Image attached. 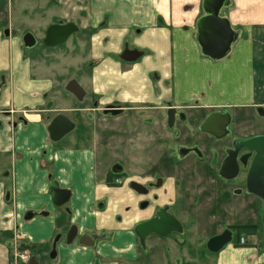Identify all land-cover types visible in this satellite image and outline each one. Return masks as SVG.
Listing matches in <instances>:
<instances>
[{
	"label": "crops",
	"instance_id": "crops-1",
	"mask_svg": "<svg viewBox=\"0 0 264 264\" xmlns=\"http://www.w3.org/2000/svg\"><path fill=\"white\" fill-rule=\"evenodd\" d=\"M92 1L95 13L90 15L91 20L96 27L106 22L107 29L96 37V57L102 60L94 68L91 82L87 83L84 77L80 81L82 86H89L95 96L107 103L116 96L135 105L137 102L151 103L153 76L157 73L161 91L163 76H175L176 90L171 95L178 103H192L199 98L201 107L208 108L218 104L241 109L264 106V0H230L221 15L239 30L240 39L228 56L219 61L202 55L196 41L197 22L204 15L203 0ZM106 35L112 43L104 49L102 43ZM127 42L131 50L143 51L142 62L130 65L113 56H105L107 51L119 53ZM19 66L20 62L16 64L17 68ZM72 66L70 70L75 68L81 73L87 63L76 62ZM27 67L20 66L21 71L18 68L12 97L18 106L29 109L34 102L45 104L41 95L51 85L44 78H31ZM167 94L165 92V96ZM119 112L116 117L124 114L123 109ZM30 113L24 128H10L6 120L3 125L7 126L0 128V156H4L0 159V264H23L22 255L30 254L35 258L34 248L24 250L23 244L32 247L50 244L56 237L60 240L62 235H66L69 246L60 243L58 256V242L52 243L53 264H93L97 254L103 260L109 259L107 263H115L122 259L121 256H127L130 249L134 250L135 259L138 238L134 227L151 214L150 208L140 206L142 201L138 197L143 194L129 186L131 181L123 186L110 184V169L105 165L102 168L96 149L60 146L59 142L50 139L49 125L43 122L41 114ZM104 116H109L105 110ZM9 163L11 171L7 170ZM101 168L106 170V178H100ZM10 181H13L12 187L7 184ZM52 181L71 191V198L63 207L52 202ZM233 184L238 183H231L230 188ZM235 186L239 188L235 192L240 196L246 191L245 188L242 191L240 185ZM7 193L11 201L6 200ZM244 197L249 198V202L242 213L248 214L250 210L251 216L245 219L241 215L231 224L225 220L223 226L231 228L235 223L237 226H254L262 221L264 199L252 194ZM253 205L254 209L251 208ZM72 227L77 229V235L69 243ZM108 233L115 236L111 239ZM107 234L103 240L96 238ZM85 235L91 238L92 245L80 242ZM245 237L246 245L235 246L238 240L234 238L233 243L215 253L214 264H264V249H260L257 235ZM36 260L41 264L39 259Z\"/></svg>",
	"mask_w": 264,
	"mask_h": 264
},
{
	"label": "rangeland",
	"instance_id": "rangeland-1",
	"mask_svg": "<svg viewBox=\"0 0 264 264\" xmlns=\"http://www.w3.org/2000/svg\"><path fill=\"white\" fill-rule=\"evenodd\" d=\"M94 13L92 0H0L2 36L0 76L3 78L0 81V90L4 97L2 101L0 100V118L6 120L10 128L21 129L28 123L27 116L32 114L30 112L41 114L43 122L47 125H50L56 115L60 113L67 115L75 123L76 128L67 137L69 141L65 139L58 141L60 146L96 149L102 168L104 165L109 167V173H113L111 169L114 165H120L123 169L122 174L118 177L111 174L110 184L114 182L118 183L117 186H123L135 181L146 186L149 194L138 197L140 201H150L151 214L144 219L154 215L156 209L169 205L170 212L182 221V225L184 224L182 233L172 234L166 239L152 235L145 242V246L141 245L137 237L138 254L135 259L134 250L130 249L126 252L127 256H121L122 259L115 263L112 261L107 263L109 259L103 260L97 254L93 264H214V254L210 253L206 246L208 239L227 228V225L223 226L225 220L231 224L233 220L241 218L244 208H247L246 203L249 202V198L244 197L249 195L247 191H244V196L235 192V185L242 186L243 191L247 173L241 172L238 179L225 182L238 183L233 184L231 190L225 189L224 182L220 181L222 179L219 174L220 163L225 150L230 148L234 140L264 134V106L241 109L237 106L218 104L208 108L201 107L199 98L192 103H178L171 95L175 94L176 90L175 76L170 78L163 76L161 91L158 83L160 76L157 73L153 76L154 98L151 103L137 102L138 105H135L134 102L123 101L117 96L107 103L106 100L92 94L89 86L87 88L82 86L83 82L80 81V78L84 77L87 83L91 82L93 70L102 60L96 57L95 41L96 37L107 29V23L103 22L96 27V23L90 18ZM67 22L76 23L79 32L63 44L45 46L42 39L48 27ZM6 29L11 33L16 31V35H10L11 33L6 35ZM234 30L237 42L240 33L239 30ZM28 32H31L38 41L30 49L25 47L21 39L22 35ZM104 37L102 44L104 49H107L112 40L107 35ZM128 43H125L119 53L107 51L105 56H113L130 65L142 62L144 53L140 50L142 56L138 60L123 59L127 51H134L130 49ZM18 62L21 68L23 65L28 66V75L30 74L31 78L37 80L44 78L49 81L51 86L44 89L46 91L41 95L47 103L39 105L34 102L30 104L32 108L27 109L15 102L12 95L15 94L16 77L20 70V66L19 70L16 67ZM76 62L87 63L81 73L75 68L70 70ZM71 80H76L86 90L87 95L81 99L72 93L68 96L69 91L66 87ZM35 90L44 91L36 88ZM165 92L168 93L166 96ZM160 96L163 98L160 99ZM114 105H121L118 109H123L124 114L116 117L117 115L109 112V116L105 117L104 110ZM171 107L185 115V119L178 117L172 128L168 126L167 115ZM6 111L9 113L7 116ZM225 111L230 112L232 119L227 136L216 138L200 131V125L208 115ZM6 126L2 125L1 128ZM244 151L246 150H242L241 153ZM3 158L4 156H0V159ZM11 166L9 163L8 171H11ZM102 168L99 171L102 176L100 178H106V170ZM7 184L12 187L13 181ZM154 195H157V201L154 200ZM11 199L9 194L6 200ZM242 206L244 207L241 210ZM251 208L254 209L255 205ZM251 213L248 210V214L243 215L244 218L251 216ZM235 224L237 226V223ZM234 230L233 240L234 238L235 241L238 240L235 246H242L239 242L243 235L244 238L257 235L259 247L264 249L262 221L254 230L241 231L240 236ZM108 234L110 237L111 233ZM108 234L96 238L103 240ZM114 236L112 235L111 239ZM59 238L56 237L52 242L53 245L58 242V256L61 253V244L69 246L66 235H62L60 240ZM52 243L33 247L30 244H23V247L24 250L34 248L33 255L41 264H53L54 260L51 259L50 253ZM28 256L30 258L32 255Z\"/></svg>",
	"mask_w": 264,
	"mask_h": 264
},
{
	"label": "water",
	"instance_id": "water-1",
	"mask_svg": "<svg viewBox=\"0 0 264 264\" xmlns=\"http://www.w3.org/2000/svg\"><path fill=\"white\" fill-rule=\"evenodd\" d=\"M230 0H203L202 7L204 15L197 22V43L200 47L201 54L212 61L224 59L231 52L233 45L237 40V34L227 17L221 15L222 11L228 7ZM79 32V26L74 22L57 23L51 25L43 40L45 46H56L65 43L72 35ZM9 30L5 34L8 35ZM16 35V31H12ZM26 48H33L37 44L36 37L28 32L22 37ZM142 56L140 51H127L123 59L125 61H136ZM67 91L81 99L85 96L84 89L76 81H72L67 85ZM112 107V108H111ZM120 107L109 106L105 112H111L117 115L120 112ZM109 110V111H108ZM177 109L171 107L167 111L168 126L173 127L176 121ZM178 115L181 119H185V115L180 112ZM230 124V115L228 113L221 114L218 112L211 113L206 117L200 126V131L211 134L216 138H223L227 134V127ZM65 125V126H64ZM64 128V129H63ZM75 124L65 115H58L49 125L48 133L50 139L58 141L66 133L74 130ZM62 129L61 131H59ZM234 146L236 151L245 149L250 154H253L249 164V169L246 175L245 185L246 191L260 199H264V135H256L235 141ZM236 151L230 152L229 156L221 165L220 175L228 180H233L239 173V163L247 166V156L237 160ZM130 187L139 194L146 195L147 188L138 182H131ZM50 191L53 194L52 202L57 207L65 206L70 198L71 191L60 187L57 181L50 183ZM146 206V204L144 205ZM142 206V207H144ZM46 215V214H45ZM264 227V215L262 217ZM183 226L179 220L171 214L167 209H161L157 215L148 220L139 222L135 226V234L139 238L142 246H145L146 239L156 234L160 237H167L175 233H182ZM77 235V229L72 227L68 234V242L71 243ZM233 241V235L230 230L211 238L208 242V249L213 253H218L224 246ZM81 243L92 245L93 241L87 235L80 240ZM28 264H39L36 258H32Z\"/></svg>",
	"mask_w": 264,
	"mask_h": 264
},
{
	"label": "flooded vegetation",
	"instance_id": "flooded-vegetation-1",
	"mask_svg": "<svg viewBox=\"0 0 264 264\" xmlns=\"http://www.w3.org/2000/svg\"><path fill=\"white\" fill-rule=\"evenodd\" d=\"M7 30V29H6ZM47 31V30H46ZM6 32V31H5ZM10 35H13L12 33L10 34ZM24 35V34H23ZM23 35H22V37H23ZM46 36V35H45ZM22 37H21V39H22ZM45 38V37H44ZM44 38L42 39V42H43V40H44ZM23 41V40H22ZM1 78H2V76H1ZM2 80H3V78H2ZM1 79H0V81H2ZM2 98H3V96H2V91L0 90V100H2ZM115 107H118L117 105H114ZM112 108V107H111ZM180 112H178L177 114H176V119L179 117V118H181V116L180 115H178ZM219 113H221V114H225V113H228L229 115H230V124L232 123V119H231V114H230V112H219ZM9 113L6 111L5 112V116H7ZM58 115H64V114H62V113H60V114H58ZM58 115H56L55 117H54V119L58 116ZM66 116V115H65ZM69 119H70V117H68ZM53 119V120H54ZM2 120V121H1ZM52 120V121H53ZM71 120V119H70ZM72 121V120H71ZM51 124V123H50ZM229 124V125H230ZM2 125H3V119L2 118H0V128L2 127ZM65 126V125H64ZM201 126V125H200ZM200 128V127H199ZM64 129V128H63ZM75 129V128H74ZM227 130V134H226V136L228 135V127L226 128ZM62 129H60L59 131H61ZM70 134H71V131L70 132H68V133H66L62 138H60L58 141H61V140H63V139H65L66 137H69L70 136ZM258 135V134H257ZM253 136H256V135H253ZM215 137V136H214ZM249 137H252V136H249ZM245 138H248V137H245ZM52 140V139H51ZM53 141V140H52ZM58 141H56V142H58ZM235 141H237V140H234L233 142H232V144H231V146H230V148H227L226 150H225V152H224V156H223V158H222V161H221V163H220V168H219V174H220V169H221V165H222V163L224 162V160L229 156V153L230 152H233V151H236V148H235V146H234V143H235ZM243 149H241V150H237L236 151V153H237V160H238V162H239V160H241V158H244L245 156H247L248 158H247V160H246V164H247V166H244L243 164H241V163H239V173H238V175H237V177L234 179V180H236V179H238L240 176V174H241V172H245V173H247L248 172V169H249V164H250V162H251V160H252V157H253V154H250L248 151H244L243 153H241V151H242ZM111 172H113V173H111L112 175H115V176H119L120 174H122V172H123V169L120 167V165H114L113 167H112V169H111ZM247 175V174H246ZM110 176V175H109ZM221 176V175H220ZM222 177V176H221ZM108 179H109V177H108ZM225 178H223L222 177V179L220 180V181H223L224 182V184H225V189H231L230 188V185H231V183H225V182H227V181H230V180H228V179H225ZM232 181V180H231ZM132 182H134V181H132ZM141 184V183H140ZM227 185H229V186H227ZM146 187V186H145ZM160 187V186H159ZM241 189H242V186L240 187ZM243 188H245L244 190H246V185L245 186H243ZM148 190V189H147ZM239 190V188H237V187H235V191L237 192ZM228 192V191H227ZM241 192V191H240ZM239 193V192H238ZM148 194H149V190H148ZM148 194H146V195H148ZM8 195H9V193H7V195H6V198L8 197ZM154 200L155 201H157L158 199H157V195H154ZM146 204V206H144ZM144 206V208H149L150 207V201H147V200H145V201H142L141 203H140V206ZM161 209H167L169 212H170V209H169V205H164L163 206V208H159V209H156V211H155V213H154V215H152L151 217H149L148 219H146V220H143V221H148V220H150V219H152V218H154L156 215H157V212L159 211V210H161ZM171 213V212H170ZM43 214H46L47 215V213H43ZM172 214V213H171ZM175 216V215H174ZM178 220H179V222L182 224V221L177 217V216H175ZM143 221H140V222H143ZM138 224V223H137ZM136 224V225H137ZM135 225V226H136ZM184 225V224H183ZM182 225V226H183ZM227 230H230L231 232H232V235H233V237H234V233H233V231H232V229L231 228H226L225 230H223L221 233H219V234H216V235H213L212 237H210L209 239H208V241H207V244H206V246H207V249H208V242H209V240L211 239V238H213V237H215V236H218V235H220V234H222V233H224L225 231H227ZM134 232H135V227H134ZM176 234V233H175ZM174 234V235H175ZM152 235H156V234H152ZM152 235H150V236H152ZM149 236V237H150ZM156 236H158V235H156ZM148 237V238H149ZM158 237H160V236H158ZM169 236H167V237H161V238H164V239H166V238H168ZM147 238V239H148ZM147 239H146V242H147ZM140 242V241H139ZM208 251H209V249H208ZM210 253H212V254H215V253H213V252H211V251H209ZM24 255H30V254H24ZM35 257V256H34ZM33 258V256H31L30 258H29V260H28V263L31 261V259ZM36 258V257H35ZM24 263H26V264H28L27 262H24Z\"/></svg>",
	"mask_w": 264,
	"mask_h": 264
},
{
	"label": "trees",
	"instance_id": "trees-1",
	"mask_svg": "<svg viewBox=\"0 0 264 264\" xmlns=\"http://www.w3.org/2000/svg\"><path fill=\"white\" fill-rule=\"evenodd\" d=\"M108 181H110L109 179H108ZM232 228V230H234V231H236V233L240 236V232L241 231H247V230H254V229H256L257 228V225H246V226H235V227H231Z\"/></svg>",
	"mask_w": 264,
	"mask_h": 264
},
{
	"label": "built area",
	"instance_id": "built-area-1",
	"mask_svg": "<svg viewBox=\"0 0 264 264\" xmlns=\"http://www.w3.org/2000/svg\"><path fill=\"white\" fill-rule=\"evenodd\" d=\"M240 245H244L245 244V238L242 237V239L240 240L239 242ZM22 259L24 262H27V260L29 259V256L28 255H22Z\"/></svg>",
	"mask_w": 264,
	"mask_h": 264
}]
</instances>
